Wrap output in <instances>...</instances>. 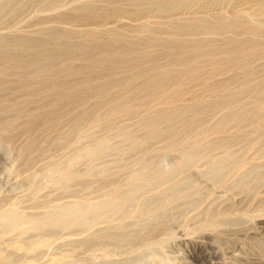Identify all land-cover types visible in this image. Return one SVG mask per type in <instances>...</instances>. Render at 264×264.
<instances>
[{
  "label": "bare ground",
  "instance_id": "1",
  "mask_svg": "<svg viewBox=\"0 0 264 264\" xmlns=\"http://www.w3.org/2000/svg\"><path fill=\"white\" fill-rule=\"evenodd\" d=\"M37 1H0V24ZM79 1L48 0L53 11L25 31L0 25V148L17 150V165L37 182L0 207V264H15L8 250L67 246L48 254L59 264L110 242L137 246L144 235L129 226L161 235L171 207L205 197L189 185L188 166L202 162L219 186L237 179L228 183L237 192L264 175V0ZM241 141L249 154L234 149ZM133 147L139 166L129 170L119 159ZM155 147L176 152L174 169L162 172L147 157ZM59 150L72 154L57 164ZM110 155L118 160L95 166ZM239 216L222 214L221 223ZM57 232L80 236L58 242ZM96 259L80 264H106ZM118 261L107 264H129Z\"/></svg>",
  "mask_w": 264,
  "mask_h": 264
},
{
  "label": "rangeland",
  "instance_id": "2",
  "mask_svg": "<svg viewBox=\"0 0 264 264\" xmlns=\"http://www.w3.org/2000/svg\"><path fill=\"white\" fill-rule=\"evenodd\" d=\"M0 1H2V0H0ZM39 1L41 2V4H43V6L41 4L37 3ZM43 1L44 0H42V1L38 0L37 2L31 3L32 5L37 3L38 5L35 4V7L31 6L29 4L32 7L30 9H29V7H30L29 5H28V7H25L24 11H27V12L24 14H28L27 16L24 15L25 17L22 16L23 13L21 15L19 14V16L17 15L18 16L17 18H15L16 16L15 17L14 16L8 17L5 21H7L10 18V20L12 22L7 21V24H9L12 28L9 25L5 24L6 22H4V21L1 22L0 25L9 26V28L13 31H25V30H27L30 26H32L31 25L32 23L37 22V21L33 22L34 20L31 21L32 19H34V18L39 19V16L41 17V16L45 15L46 12H49V10L51 11L53 9V7L50 5L48 0H45L44 2ZM72 1L73 0H71V2H70V0L69 1L64 0V5L67 4L66 6L69 7L73 3ZM77 1H79V0H77ZM81 1L86 2V0H80L79 2H81ZM88 1H92V0H88ZM68 2H70V3L68 4ZM45 4H47V5H45ZM39 5L42 6V12L40 11L41 6L39 7ZM44 5H45V8H47L46 6L49 7V8H47V11L45 10V8L43 9ZM36 15H38V16L36 17ZM20 16H21V18L22 17L23 18L20 19L19 18ZM33 16H35V17H33ZM29 19H31V20H29ZM29 21H31L32 23H30ZM119 24H120V22L118 24L115 23L114 25L120 26ZM14 26H16V27H14ZM157 142L156 143L154 142V143H155V145H157L159 147V145L160 146L164 145L166 141L163 139V142L162 141H160L161 143L160 142L157 143ZM246 142L247 141H243V143H242V141H241L238 144L235 143L236 145L234 144L235 146L233 145V147H234V149H236L238 147V145L240 144V146L242 147L241 149H243V152L240 151L241 149H239L240 148V146H239V148H237L238 151H240L239 153L249 154V151H248L249 148H247L248 142L247 143ZM150 146H152V145H150ZM136 147H133L132 149L130 148L132 150V153L130 152L131 150L129 149L130 151L128 150L126 152V153H128V155H122L121 158L119 159V162H121L120 161L121 159H122V161H126L125 163L121 162L120 164L127 165L129 170L138 169V166H139L138 160H137L138 159L137 158V156H138L137 150L140 151L141 149H138V148L136 149ZM156 147H155V149L156 150L158 149L157 151H154L155 149L154 150L148 149L149 150L148 154L150 153V151H151V153L149 155H147V157H149L150 159H154L153 161L155 162L157 168L162 172H168V171L174 169L176 166V163H177V157H176L177 154H175L176 152L175 153H172V152L164 153L163 151H161L162 152L161 153L159 151V148H156ZM233 147H232V149H233ZM245 147L247 148L246 150H244ZM149 148H151V147H149ZM1 149L2 148H0V194H1L0 196H2V197L5 196V197H4V200H3V198L0 199V207L5 204L4 201H5L6 197H8L9 201H10V200H12L11 199L12 197L14 199V198L20 196L22 193L26 194V193L32 192L35 190V186L37 187L36 180H32L30 177L32 175L31 169L26 170L23 168L21 170L22 167H19L17 165L16 160H15L17 157L15 155V154H17V150L13 151V149H12V150H10L11 153H9V151H8V154H7V151H5L4 149L1 150ZM133 149L135 151H133ZM3 150L5 152H2ZM218 151H219V149L217 151H215V153H212L211 155H213V154L215 155ZM234 151H236V150H234ZM245 151H247V152H245ZM59 152H58V154H57V152L55 153V151L52 152L54 159L57 160L56 161L57 164L63 163V161L64 162L67 161L68 156L72 154L70 152L64 151V153L66 154L65 155V154H63V151L61 152L60 150H59ZM129 153H130V155H129ZM140 153H141V151L138 154L140 155ZM13 154H14V156H12ZM114 158H115V156H114ZM114 158L111 155L108 158L105 157V159H102L101 161L96 163L95 166L96 167H103L106 163L108 164L107 161L110 162L112 160L114 162V161L118 160L117 158H115V160H113ZM109 159H111V160H109ZM112 161L110 163H113ZM201 164H202V162L198 163L197 165L191 166V168L195 167V168H192V170L189 168V166H188V168L186 167V171L184 169L183 174L187 173V174H185V176L187 175L189 185H191L192 187H194L195 189H197L199 191L198 196L200 198H201V196L203 197V194L205 195V197L202 199L203 201L201 199L190 197V198H188V200L179 202V203L175 204L173 207H171L169 209L170 212H168V214L166 216L167 218H165V217L163 218V219H166V221L164 220V222H166L167 224L165 223L166 225H163L164 222H163V220L161 221V225H163L162 229L164 230L163 231V230L159 229L161 232H163V233H161V235L159 234L160 232L155 231V232H157V237H156V233L151 234L154 237H152L151 235H150V237H148L149 234L148 235L146 234L147 231H145V232H143L144 230L141 231L142 229H144L143 227H135L134 228V226H131V227L129 226L127 229V231L129 233H133V232L136 233L137 232L139 234V232H142L143 234L141 233V235H144L143 238L140 237L141 235H139V237L141 238V240L139 242H141V243L139 244L137 242L138 243L137 246H135L136 242L134 245L132 244L133 246H131V247L124 246L125 242L124 243L123 242H121V243L117 242L120 245H118L117 243L115 244V242H114V244H113V242H110L112 244H109V243L107 244L106 252H101V253L95 252L94 253L91 250H86L87 251V253H86L84 250L78 249V250H80V251H78L79 253L82 251L80 254H77V252H76L75 253L76 255L73 254L71 256H68V257L73 256L72 258L66 257L59 264H80L81 262H84L83 261L84 257L86 258V257H88V256L90 257L92 255L96 256V258H97L96 263L98 261V262H103L106 264L109 262L113 263L114 261L117 262L118 260H123V261L125 260L124 262H126V260H127L129 262V264H264V181H261L262 179H264L263 178L264 175H263L261 180L260 179H259V181L257 180V182H259V183L254 182L255 179L253 180V183H257L256 185L263 182V183H261V184H263L262 188H261V185H260V187H258L259 185L253 187L252 186L253 183H252L249 186H252L253 188H255V190H252L253 188L247 186L248 190H246V189L244 191L239 190L240 192H237L238 190H237V187L235 185H234L235 187L234 186L231 187V185H233V184H231V183H230L231 185L228 184L232 180H233L232 181V183H233L235 179H233V178L229 179L228 178V180L225 182L226 184L223 185L224 187L219 186V185H217V183H213L214 181L210 180L208 178L209 176L207 177V174L204 173V171L206 172V167L204 164L203 165H201ZM13 165L16 168L12 167ZM196 166H197V168H196ZM194 169H197V170L194 171ZM198 169H201L202 172H200L201 170L199 171ZM29 170H30V172H29ZM21 173H23V175ZM24 173H26V175H24ZM28 175H29V177H28ZM119 179L120 180L124 179V175L119 177ZM246 180L247 179L241 178L238 181L241 182V181H246ZM34 182H35V184H34ZM250 182H252V180ZM250 182H248V184ZM226 185L227 186L229 185L228 186L229 188H227ZM253 185H255V184H253ZM256 187L258 189L261 188L260 191L262 190L261 191L262 194H260L258 189L256 192ZM23 191H26V192H23ZM247 191H249L250 193L248 194ZM253 191H255L256 193ZM19 192H20V194H19ZM252 193H253V195H252ZM247 195L250 197H251V195L253 196L251 198L249 197L251 200L250 202H249V200H246V199H249ZM261 196H262V198H261ZM8 198H7V200H8ZM252 198H254V199L252 200ZM194 199H197L196 203L194 202ZM255 199H257L256 200L257 203H254V202H256ZM198 201L202 202L201 206H200V203H198ZM192 202H194V203L192 204ZM251 202H252V206L250 205ZM197 203L199 204L198 206H200V207L197 206L199 209L194 208V206H196ZM246 203H247V208L245 206V208L242 207L245 210H243V209L241 210L240 207L246 205ZM194 204H196V205H194ZM234 204L237 205L238 207L235 208ZM253 204H255L254 206L256 209L254 208ZM259 204H260V206H259ZM224 205H226V207H224ZM211 206L215 207L212 209L213 211L209 210V208L210 209L212 208ZM251 207H253V208H251ZM205 208L206 209L208 208V209L206 210ZM248 208H250V209H248ZM201 209L203 211L202 213H200ZM215 209H217L216 210L217 214L215 213V215H212L211 218L207 217V215L203 216L204 211H205V214H207L208 212L214 213ZM251 209H252V211H250V213H249L248 211ZM218 210H220V211H218ZM218 212L221 214H218ZM244 212H246L247 214H245ZM201 214L203 217H201ZM222 214L232 216V217H238L240 215L239 216L240 218L237 221L227 223L229 225L228 226V225L221 223L220 215H222ZM197 217L200 218V221H198V222H196L197 220H199ZM201 219H203V220H201ZM164 226H167V227H165V229H164ZM139 229H140V231H139ZM144 233L147 235V237L145 236ZM63 234H65V235H63ZM55 235H56L57 239L60 238V241L58 239V242H63L67 238H71V237L72 238H74V237L78 238L80 236V235H77L76 233H75V236H73V235L70 236L69 234H66L63 232H61V234H60V232H57ZM57 235L58 236L62 235V237H58ZM54 238H55V236H54ZM149 238H152V239L147 240ZM144 240H146V241H144ZM121 244H123V245H121ZM127 244L131 245V243L130 244L126 243L125 245H127ZM0 247H3V244H0ZM56 247H58V245H56ZM63 247H64V249H63ZM55 248L52 246V247L48 248V250H45L46 252L42 251V252H40L41 254L36 253L37 255L39 254L41 257L37 256L36 254H32V255L27 254L26 255L25 253L23 254L21 252L18 254V252L14 253V252H10L9 250L6 252L10 253L12 257H15V258H13L15 261L14 262L15 264H17V262H18V264H20L21 263L20 261H22L21 264H45V261L48 264L49 261H47V260H50V257H49L50 255H48V254H50L49 252H51V257H53V255L55 253L60 252L61 248H62V250L65 251V250H67L68 247L67 246L61 247V245H60L58 247L59 251L56 250ZM53 249H55L56 252ZM51 250H53V251H51ZM88 251H90L89 253H91L92 255L88 254ZM44 254H46V255H44ZM14 255H16V256H14ZM25 261H26V263H24ZM125 264H127V263H125Z\"/></svg>",
  "mask_w": 264,
  "mask_h": 264
}]
</instances>
